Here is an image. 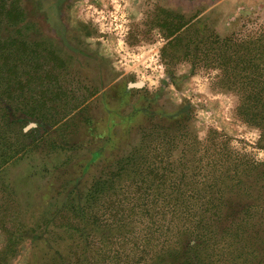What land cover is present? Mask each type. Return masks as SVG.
Instances as JSON below:
<instances>
[{
  "label": "rangeland",
  "instance_id": "obj_1",
  "mask_svg": "<svg viewBox=\"0 0 264 264\" xmlns=\"http://www.w3.org/2000/svg\"><path fill=\"white\" fill-rule=\"evenodd\" d=\"M6 1L5 264L83 251L97 264H173L202 215L216 230L208 263L264 264V146L242 105L264 77V0ZM217 211L254 245L221 232Z\"/></svg>",
  "mask_w": 264,
  "mask_h": 264
},
{
  "label": "trees",
  "instance_id": "obj_2",
  "mask_svg": "<svg viewBox=\"0 0 264 264\" xmlns=\"http://www.w3.org/2000/svg\"><path fill=\"white\" fill-rule=\"evenodd\" d=\"M13 3H7L6 0H0V28H1V20L3 18H7L9 21H12L13 11L16 10V7ZM14 21V20H13ZM12 21V22H13ZM181 29V25L177 26L175 30L176 36L172 39V41L169 42V46H173L177 43L179 39H181L182 35L177 34ZM1 40V39H0ZM224 45L227 43H231L232 40L224 39L223 40ZM10 43V42H9ZM1 44V41H0ZM168 46V47H169ZM8 50V49H4ZM258 56V57H257ZM261 56H263V52L257 51L256 54H254V72H263L264 71V61L258 60ZM6 73V75H5ZM13 71H11V67H9L6 71L2 73L3 77H12ZM1 78V77H0ZM3 78L0 79V84H2ZM11 82V81H10ZM237 80H231L230 83L234 86V88H237ZM9 85L10 83H6ZM1 98V97H0ZM242 105L244 106V109L249 115L250 122L254 123V126H257L260 129V143L264 146V77H255L254 76V94L249 93L246 94L244 97H242ZM250 104H254V109ZM6 116V113H5ZM15 124L14 121H9L7 118L4 119V132L10 130L12 125ZM24 149V147H23ZM15 154L9 156V158H13ZM255 169V168H254ZM218 211L219 207H216ZM217 212H214L213 215H215V223H217L218 226L222 225V214H218ZM217 221V222H216ZM212 224V223H211ZM238 229H232L231 226H221L222 230L221 232L229 231L230 233L234 232L235 234H238L239 230H243V235L249 237V242L251 243V247L254 245V240L251 238L250 234L248 233V227L244 225V227L241 226V224L238 225ZM196 228L198 230V233L196 235L195 241H189L184 245H181L178 250H175L172 252V257L174 258L173 264H212L207 262V258L209 257L208 254H205V257L202 256L204 252L207 250V239H211L212 236L216 235V230L214 229V224L207 225L205 221L204 215L200 216L198 221H196ZM239 236V235H238ZM264 241V237L260 238V245ZM264 245V242L262 243ZM11 248V246H9ZM87 249V247H86ZM85 250V247L83 248ZM7 260V249H3L0 251V264H5ZM47 264H97V261L94 259V257L90 256L87 251H83L81 253H78L77 257H72L71 260L67 256L63 255H53L51 256L50 261Z\"/></svg>",
  "mask_w": 264,
  "mask_h": 264
},
{
  "label": "flooded vegetation",
  "instance_id": "obj_3",
  "mask_svg": "<svg viewBox=\"0 0 264 264\" xmlns=\"http://www.w3.org/2000/svg\"><path fill=\"white\" fill-rule=\"evenodd\" d=\"M54 10V9H53ZM56 13H58L56 10H55Z\"/></svg>",
  "mask_w": 264,
  "mask_h": 264
},
{
  "label": "water",
  "instance_id": "obj_4",
  "mask_svg": "<svg viewBox=\"0 0 264 264\" xmlns=\"http://www.w3.org/2000/svg\"><path fill=\"white\" fill-rule=\"evenodd\" d=\"M139 85V84H138Z\"/></svg>",
  "mask_w": 264,
  "mask_h": 264
}]
</instances>
